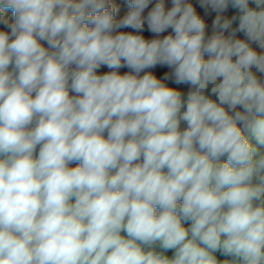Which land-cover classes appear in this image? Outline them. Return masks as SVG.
<instances>
[{
    "label": "clouds",
    "instance_id": "9594fccd",
    "mask_svg": "<svg viewBox=\"0 0 264 264\" xmlns=\"http://www.w3.org/2000/svg\"><path fill=\"white\" fill-rule=\"evenodd\" d=\"M0 264H264V0H0Z\"/></svg>",
    "mask_w": 264,
    "mask_h": 264
},
{
    "label": "trees",
    "instance_id": "16d2710c",
    "mask_svg": "<svg viewBox=\"0 0 264 264\" xmlns=\"http://www.w3.org/2000/svg\"><path fill=\"white\" fill-rule=\"evenodd\" d=\"M153 3H155V0H153ZM150 7H151V5H150ZM72 166H75V165H72Z\"/></svg>",
    "mask_w": 264,
    "mask_h": 264
}]
</instances>
